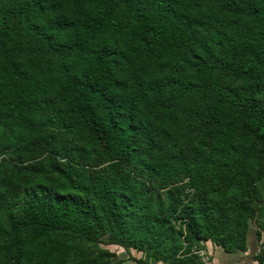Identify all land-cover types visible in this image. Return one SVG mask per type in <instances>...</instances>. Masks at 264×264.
<instances>
[{
	"label": "trees",
	"instance_id": "1",
	"mask_svg": "<svg viewBox=\"0 0 264 264\" xmlns=\"http://www.w3.org/2000/svg\"><path fill=\"white\" fill-rule=\"evenodd\" d=\"M252 231L264 264V0H0V264Z\"/></svg>",
	"mask_w": 264,
	"mask_h": 264
},
{
	"label": "crops",
	"instance_id": "2",
	"mask_svg": "<svg viewBox=\"0 0 264 264\" xmlns=\"http://www.w3.org/2000/svg\"><path fill=\"white\" fill-rule=\"evenodd\" d=\"M255 232H250L249 234V238H248V248L245 252H236V253H226L223 251L224 255L221 258H216L214 255L216 254V252H219L220 249L219 247L211 244V243H206L205 244V249L206 251H208V253H210L211 256H213V260H217L218 264L219 262L222 264H244L243 261H241V259L243 258H251L252 263L256 264L255 261L253 260V255L258 251V247H257V242L255 240ZM216 263V262H215Z\"/></svg>",
	"mask_w": 264,
	"mask_h": 264
},
{
	"label": "rangeland",
	"instance_id": "3",
	"mask_svg": "<svg viewBox=\"0 0 264 264\" xmlns=\"http://www.w3.org/2000/svg\"><path fill=\"white\" fill-rule=\"evenodd\" d=\"M251 230H254V226L251 228ZM104 247L110 251H114L117 254V258L124 259L125 262L129 263V264H136L134 261H132L130 259V257L138 258L141 256V254L135 250H131L130 253L128 254L124 249L117 247V246H114V245H106ZM219 249H220V251L216 252V254L214 256L217 259L218 258L224 259V258H222L224 255L223 250L221 248H219ZM202 250L204 251V255H203V259L205 260L204 264H218L217 263L218 261L217 260L214 261L213 256H211L210 253H208V251H206V249H202ZM241 261H243L244 264H253L251 258H243V259H241ZM219 264H222V263L219 262Z\"/></svg>",
	"mask_w": 264,
	"mask_h": 264
},
{
	"label": "built area",
	"instance_id": "4",
	"mask_svg": "<svg viewBox=\"0 0 264 264\" xmlns=\"http://www.w3.org/2000/svg\"><path fill=\"white\" fill-rule=\"evenodd\" d=\"M198 253H199V255L201 256V258L203 259L204 251H203V250H200ZM203 261L205 262L204 259H203Z\"/></svg>",
	"mask_w": 264,
	"mask_h": 264
}]
</instances>
